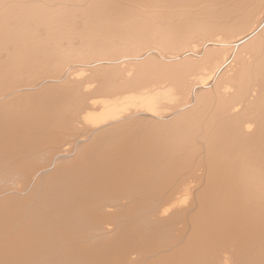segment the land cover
<instances>
[{
  "label": "bare ground",
  "instance_id": "6f19581e",
  "mask_svg": "<svg viewBox=\"0 0 264 264\" xmlns=\"http://www.w3.org/2000/svg\"><path fill=\"white\" fill-rule=\"evenodd\" d=\"M172 29L170 52L95 44ZM193 67L175 105L140 84ZM85 70L115 109L36 151L91 108ZM0 186V264H264V0H0Z\"/></svg>",
  "mask_w": 264,
  "mask_h": 264
},
{
  "label": "rangeland",
  "instance_id": "374dc122",
  "mask_svg": "<svg viewBox=\"0 0 264 264\" xmlns=\"http://www.w3.org/2000/svg\"><path fill=\"white\" fill-rule=\"evenodd\" d=\"M156 20H158V18L155 19V21ZM186 34H187V32H184V31H181V30H178V29L148 32V33H145L144 35L145 36H148V37H151L149 40L148 39H137L136 40V43L134 42L135 43L134 44L133 42L130 41V39H119L118 38V35L124 36L123 33H119V34L118 33H106V34H103L102 35L104 37H107L106 43L97 41V42H95V44L100 49H106V50H110L109 48H111V49H113V48L114 49L120 48L124 44L127 45V46L130 45L131 46V49L134 48V47H138L140 49L141 46H142L141 48H143L144 46H148V45H150L152 47L154 45L153 48L158 49L159 51L161 50V51H165V52H167V51L170 52L172 49H175V48H173V46H171V44L168 43V41H163V40L182 38ZM132 35L133 34H128L127 36H132ZM203 41L204 40H200V43L203 42ZM130 43H133V44H130ZM196 44H197V42H196ZM96 45H93V47L96 48V49H98V47ZM239 47L246 51V48H245L244 45H240ZM136 49L137 48H134V51L133 50H131V51L135 52ZM162 49H164V50H162ZM234 52H235L234 50H231V51L217 50L213 54L212 58L208 62H206L203 67L206 68L208 70V72H209V71L213 70L219 62L226 61V60L230 59ZM73 56L74 55H70L71 58L68 59V63L70 62L69 65L72 63V65L74 66V63L77 62V61H79V60H77V58H75V56H74V60H75V62H74ZM72 60H73V62H72ZM80 62L81 61H79V63ZM65 63H67V60L65 61ZM68 63L67 64H64L63 63V65L64 66L66 65L65 67H67V68L71 67L70 68L71 70L74 69V68H76V66L79 64V63H77V64L75 63V66L72 67V65L69 66ZM183 68L184 67L181 66V67L176 68L175 70H181ZM62 69H64L63 66H62ZM192 70H194L195 73L194 72L192 73ZM192 70H190L191 72L189 71L190 72V75H192L191 77L189 75V78H191V79H188L187 78L188 77V74L187 73H189V72L186 71V72H184L185 74L183 75V77H184L183 80H182V78H180V79L177 80L174 77L173 78H169V77H166V76H163V77L159 76V77L149 78V79H148V77H142L141 78V81H140V84H142L145 87L147 86L148 88H153V89H155V91L162 92L163 93L162 102L165 103V104H168L169 106L170 105H175V104L181 103V102H183L185 100L187 94H189V91H191L190 90V86H191V89L193 87L192 86L193 84L191 83L192 81H193V83L194 82L196 83V82H199L200 79H202V78H198L199 75L197 73V69H195L193 67ZM193 74H194V76L197 79H199V81L193 76ZM209 74L210 73H207V75H209ZM77 75H78V78L76 80L79 79L78 81H83V83H85L84 85H88L89 90H92V93H91V95H90V97L88 99V103H89V106L91 108H89V109L87 108V109L80 110L79 112H77L75 114V117H76L75 126L72 127V128H69V127H65L63 129L51 128V129H49V131L46 130L48 132V134H52V133H55V134L58 133L59 135L61 134L60 135V138L61 139L59 138L57 140V142L59 144H57V143H55L53 141H47V143H45L46 145L44 144V147H40L39 149L38 148L37 149L34 148V149H36V151L47 152L48 153V150L54 151V149L57 148V146H58V149H61L62 145L64 146V145L67 144V146H68V144L73 141V135L74 134L77 135L78 134L77 132L80 133V132L84 131L85 128H88L89 127V124H88L89 121L87 120V116H88V114L90 112H91V115L95 116V121H98L100 118H102V116L104 117L106 114H108L109 112H111V111H113L115 109V107H113V108L111 106L109 107V105L111 103V101L109 99L111 97H109V95L110 96H114V95H116L115 93L109 94V93H107L105 91L104 88L99 87L98 82L96 80H94V76H93V74L89 70H85L83 72H80V74L77 72V74L75 73V75L73 77L76 78ZM196 75H198V76H196ZM207 75L202 76L203 79L208 80L207 78L210 77V76H207ZM192 77H194L196 79V81H194V78H192ZM43 79H45L44 74H43L42 77H39L38 78V80H43ZM185 79L186 80L188 79V80L185 81ZM184 81H185V83H184ZM208 82H210V85L208 86V89H206V91H207L206 95L207 96H210L211 95L213 97V99H215L216 98V97L214 98L215 94L217 95L219 93V91H220L219 89H221L220 87L223 88V86H222V84H221V86H220V84H218V83H221V82H219L217 80V77H216V80H215V77H213L212 80H211V78H209ZM212 83H214V84H212ZM215 84H216V87L214 88ZM186 85H187V87H186ZM218 86H219V89L217 88ZM213 89L215 90V93H214V90ZM217 89H218V91H216ZM209 91H212L214 95L211 92H209ZM191 92H190V94H191ZM120 95H122V94H120ZM195 95H197V94H195ZM191 96H194V93L193 92H192ZM213 99H212V101L214 102ZM215 101H216V99H215ZM213 102H211L212 105H210L211 106L210 107L211 110L213 109V106H214L213 104H215ZM136 126H134V127H136ZM143 128L144 127L142 126L140 128L137 127L135 129H138V130H141L142 129V131H140L139 133H142V132L145 133V131L146 132H149V130L146 129V126L144 128L145 130ZM200 128H202L201 130H203L204 124L200 125ZM134 131H136V130H134ZM196 131H198V130H196ZM199 131H198V133L200 134L202 131H200V132ZM198 133H196V134H198ZM199 134L196 135V136H199ZM198 138H200V137H197L196 138V142L199 140L200 142L199 141L198 142L201 143L202 142L201 141L202 140V137L200 139H198ZM54 144L55 145L57 144V145L55 146ZM52 147H54V149ZM18 148H20V149H18ZM18 148L17 147L13 148V149L16 150L15 153H14V150L11 149V151H10L11 153L10 154H12V155L15 154L14 156H17L18 155L17 154V152H18L17 150H21V147H18ZM22 148L24 149V147H22ZM26 148H28V147H26ZM31 150H33V149H31ZM26 151L27 150H25V149H24L23 152L19 151V155L18 156H25V155H28L30 153V152H26ZM47 153H45V154H47ZM10 154H8V159H13V157H11L12 155H10ZM45 154H44V156H46V157H53V155H54V157L51 158V159H54V158H57L58 152L50 154L52 156H49V155L47 156ZM40 169H42V168L40 167ZM40 169L39 170L37 169V170L40 171ZM9 183L10 184H13V185H17L18 184V182H17V180L15 178L13 180H10ZM2 189L3 188L0 186V190H2ZM13 189H14V187H12V188H5L4 190L10 191V190H13ZM113 224H114L113 222H110V225H113Z\"/></svg>",
  "mask_w": 264,
  "mask_h": 264
}]
</instances>
